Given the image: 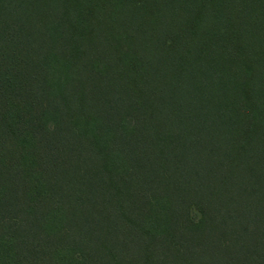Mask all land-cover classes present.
I'll return each mask as SVG.
<instances>
[{
    "label": "trees",
    "instance_id": "1",
    "mask_svg": "<svg viewBox=\"0 0 264 264\" xmlns=\"http://www.w3.org/2000/svg\"><path fill=\"white\" fill-rule=\"evenodd\" d=\"M0 264H264V0H0Z\"/></svg>",
    "mask_w": 264,
    "mask_h": 264
},
{
    "label": "rangeland",
    "instance_id": "2",
    "mask_svg": "<svg viewBox=\"0 0 264 264\" xmlns=\"http://www.w3.org/2000/svg\"><path fill=\"white\" fill-rule=\"evenodd\" d=\"M191 217H192V219H194V220L198 219V217H199L198 212H197L196 210L193 209V210L191 211Z\"/></svg>",
    "mask_w": 264,
    "mask_h": 264
}]
</instances>
